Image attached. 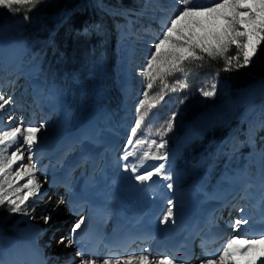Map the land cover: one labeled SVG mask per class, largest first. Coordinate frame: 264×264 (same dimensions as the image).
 Segmentation results:
<instances>
[{"label": "rangeland", "instance_id": "1", "mask_svg": "<svg viewBox=\"0 0 264 264\" xmlns=\"http://www.w3.org/2000/svg\"><path fill=\"white\" fill-rule=\"evenodd\" d=\"M56 2V0H42V2L33 8L31 11L32 14H39L45 6H51ZM193 2L197 5L210 6L215 3L216 0H193ZM180 5L177 3V0H136V8L137 12L132 17L133 19H128L120 30L117 32V37L113 43V55L115 66L112 70L113 78L115 80L114 88L110 90V104L118 109L115 111V114H123L124 112H129L127 115L128 120V131L129 135H131V128L135 126L136 117L142 116L143 119H147L149 124H151V129L157 132V129L170 117L172 113L175 112L176 115H185L183 111L186 109L192 110L196 108V111H201L198 117L193 120V124L184 125L176 117V115L172 118L173 127L178 129L179 131H184V136L181 134L177 137V135L172 136L169 139V133H164L163 136H159L157 134H149L142 132V128L138 129L137 135L133 136L132 146L130 149L122 150L120 156H124L127 152H134L137 150L136 147H140V151L137 152V156L140 157L143 152L146 150L149 153L155 155H167V159L165 160H151L145 159L143 160L144 164L149 163H157L160 162L165 164V167L168 171V174L172 172V180L171 182L174 184V188L176 187V179L181 181L185 178V185L183 184V188H187L191 184L198 183L201 187L200 200L203 196H205L208 192H212L214 185L217 183L218 179L222 180L224 174L230 172L231 168L236 170V167L243 168L245 162L251 160H255L256 158H263L262 166L256 170L254 168L253 177L256 175L261 176V191L262 198L261 203L264 202V175H262V171L264 170V142H261L257 145V147L250 152H245L244 154L238 151L240 144L238 143L240 133L235 138H226L222 143L216 145L215 152L210 153V164L204 163V158L195 163V164H186L184 161L180 160L176 164V160L179 158V152L182 153L183 145H184V137H198L199 133L202 129V125L209 122L212 115H215L221 108L223 107H235L242 100L248 99L251 96V91L245 90L244 87H238L235 91L236 94L233 93V89L231 84L226 79H223L221 76H213L208 78L202 86H200L196 92L192 93L189 88H180L176 83L177 80H184L183 74L179 72H173L171 75L164 76L163 83H161L160 77L163 75L159 71L161 67V63L164 60V57H159L158 60L153 61V65L151 68L148 67V61L151 59V54L153 51H157L153 46L158 42V37L162 35V28L164 25L170 23V18L177 13ZM5 8L0 7V20L5 19L6 15L4 14ZM6 11V10H5ZM22 17V16H21ZM18 18L14 21H9L7 23H3L0 26V39L6 40L8 42L12 41H25L27 45L26 54L23 55L22 63L27 67L36 66V70H39L40 61L36 58V50L34 48L33 43H28L25 39L19 37L23 32V26L25 22L33 24L36 20L35 17L32 19ZM182 24L184 22H181ZM127 37V39H124ZM131 49L133 55L129 60L127 57L129 50ZM160 52L166 51L165 47H162ZM130 64V66L128 65ZM5 70H11L5 69ZM148 71L156 76V80L153 81L154 87L152 89H146V85L148 83L149 77L144 75V73ZM36 75V74H35ZM90 78L85 76L81 78V80H76L77 77H69L66 78L63 83L55 84V82L43 83V93L45 97L50 101L52 98V88L51 85L55 86L59 93H64L68 102L70 99L71 107V116L73 118H77L79 115H86L87 111L93 108H99L100 111V123L99 129L109 128L111 131H118L119 123L112 124L111 119L115 116V114H111L110 117L107 116L106 111H113L114 107L104 108L99 103L100 96L106 94L104 89L102 90L99 87L98 78ZM62 79V76H61ZM102 79H100L101 81ZM123 80V81H122ZM127 80L131 81V86H127ZM216 83L217 90L215 94L211 97H205L201 94L200 89L205 85H209L212 82ZM71 81V82H70ZM29 81L23 78V74H17L15 70L13 72L4 71V73L0 74V96H3L5 99L11 98V101L8 105L5 106L4 110H0V127H7L13 124H20L23 122L24 124L28 121L25 117H23V112L21 108H18V102L15 100V97L18 95V90L21 86L28 85ZM74 83V84H73ZM121 83V85H119ZM76 85V86H75ZM167 85V87H165ZM61 86V87H60ZM72 89L78 90L77 93ZM175 89V90H173ZM73 91V92H72ZM145 91L148 92V96L145 97ZM112 92V93H111ZM74 93L73 96L70 95ZM162 95H158L161 94ZM69 95V96H68ZM14 96V98H13ZM119 97V99H118ZM97 98V100H96ZM145 100V104L141 106L140 101ZM183 100V103L181 101ZM149 105H152L149 107ZM157 106V108H156ZM137 108H140V112H137ZM161 110V113L158 112V116L154 113V110ZM79 113V114H77ZM59 114V112H58ZM58 116V115H57ZM57 116L54 120H48L46 117H43L38 123L34 124V127H38L40 124H44L45 127L40 129L37 133V137L47 134L50 139H54L56 137V132L59 130V125L57 126ZM60 116V115H59ZM118 116V115H117ZM264 112L257 111L253 116V121L255 124V131L258 139H261L260 134H258L264 124ZM9 117H12V120H9ZM119 117V116H118ZM162 117V118H160ZM176 118V121L173 122ZM47 119V122H44ZM38 119H36L37 121ZM32 121V120H30ZM32 124V122H30ZM115 125L116 127H114ZM26 126V125H24ZM177 126V127H176ZM172 127V128H173ZM98 129V130H99ZM150 135V136H149ZM142 139L144 142L142 144H135L136 139ZM167 140L175 141L176 145L172 146L167 143ZM155 141V144H152L149 147V144ZM243 141H245L246 146L249 149L253 146V142L250 139H247L246 136L243 137ZM116 143V140H114ZM163 143V148H158L156 145ZM145 144V145H144ZM68 146V145H67ZM66 146V147H67ZM143 146V148H141ZM34 154L35 158L38 162L40 159H45V154L38 153V145L35 144ZM173 147V149L171 148ZM25 148L27 146L25 145ZM15 150L14 148H10L8 152L5 154L6 156H11V152ZM24 153L25 159L22 161L24 164H29V161L26 159L28 153L21 149ZM68 152H71L72 149H68ZM158 152V153H157ZM20 153H18L19 155ZM218 155V156H217ZM255 158V159H254ZM222 160L221 168L219 176L215 177V173L218 171L217 167ZM48 161V160H47ZM44 160L45 164L42 167L38 166L37 169L33 171V182L40 186L39 191L33 189L35 195H27V189L22 186L27 183L28 177H23L20 180L15 179V168L16 165L12 166V171L9 172L8 169H5V172L8 174L7 178L12 180V191L15 190L17 185L21 186V192L16 193V197H21V194H25V204H28L29 201H32L30 207L27 210V214L17 212L16 220L13 221L12 227V236L11 237H0V259H3L6 264H11L10 258L8 255V246L11 241H19L22 242H31L32 239L29 237L30 233H34L33 238L36 239V247L42 248V255L45 254L50 264H78L79 258L76 256L75 249L68 247V239L70 237V230L73 224V221L69 222L68 211L66 207L61 209L59 203L64 202V198L58 195V199L53 198L52 189L50 190L49 186L46 184V172L48 171L47 166L51 164V162H47ZM47 162V163H46ZM257 165H258V161ZM65 163V162H64ZM171 166V167H170ZM259 166V165H258ZM172 169V170H171ZM171 170V171H170ZM23 171V169H21ZM164 171V170H162ZM252 176V174H250ZM2 178V177H0ZM227 179V178H226ZM226 179L222 181H227ZM225 183V182H223ZM5 189H8V184H4ZM261 191L259 195L261 194ZM221 198L224 196V193L220 194ZM38 197V198H37ZM259 197V196H258ZM10 198L12 196L10 195ZM60 201V202H58ZM58 202V203H57ZM220 203V201H219ZM260 203V204H261ZM217 205V204H216ZM23 208L24 205H21ZM216 208V206H214ZM258 210V209H257ZM253 211V214H258V211ZM231 214V213H230ZM215 214H213V217ZM50 217L48 222H45L44 217ZM222 225H226L227 221L224 219H219ZM68 223V231L66 235L63 236L61 230H64L67 227ZM228 225V224H227ZM228 227V226H226ZM226 236L232 233V229L227 228ZM40 232V234H38ZM62 237V238H61ZM47 239L49 242H52V246L49 247L47 245ZM228 239H226L227 241ZM63 241V243L61 242ZM147 242L143 243V245L138 248H133L131 251H127L120 257L124 255H133L135 253L144 252L143 248L146 247ZM46 249L45 253L43 251ZM257 251L250 254L251 256L259 255L263 251L260 248H256ZM139 251V252H138ZM218 251H222V246L218 249ZM52 253H54L52 255ZM199 255V253H197ZM50 255L52 258H50ZM161 256V258L165 255H157ZM106 256L102 257L100 260H103ZM13 260H18L22 262L17 253L13 254ZM154 259H158L156 256ZM203 258V257H202ZM202 258H195L196 264ZM160 259V260H161ZM198 259V260H197ZM12 260V259H11ZM46 263V264H47ZM177 264V263H176ZM180 264V263H178ZM199 264V263H198Z\"/></svg>", "mask_w": 264, "mask_h": 264}, {"label": "snow or ice", "instance_id": "2", "mask_svg": "<svg viewBox=\"0 0 264 264\" xmlns=\"http://www.w3.org/2000/svg\"><path fill=\"white\" fill-rule=\"evenodd\" d=\"M41 2L42 0H0V7L13 12L24 8L28 12ZM177 3L180 7L177 13L170 18V23L163 26L162 35L158 37V42L153 46L157 51L152 52L151 59L148 61V67L151 68L153 61L158 60L161 56L164 57L159 69L163 73L160 77L161 83H163L164 76L171 75L173 72H179L187 77V65L189 62H203L204 56L201 55L202 53H206L212 59L222 57L225 64L223 70L225 71H232L250 65L257 58L261 45H264V0H216L210 6L197 5L193 0H177ZM24 18L29 19L30 17L25 15ZM233 45L235 46V54L229 55V50ZM162 47H165L166 51L160 52L159 50ZM144 75L149 77L146 89H152L156 76L148 71ZM176 83L180 88L187 87L184 80H177ZM216 90L217 85L213 80L211 84L201 88L200 92L205 97H211ZM158 95H162V93ZM147 96L148 92L145 91V97ZM10 101L11 98L5 99L0 96V110H4ZM181 103H183V100ZM140 104L143 106L145 100H141ZM151 106L149 105V107ZM137 112H140V108H137ZM175 115L176 113L173 112L172 116L157 129L161 136L164 132L171 130L173 127L172 118ZM9 120L11 121L12 117H9ZM44 127V124H40L38 127L24 126L23 122L0 127V177H2L0 178V205L7 202L10 205L9 210L13 213L27 214L32 201L25 204L26 195L23 193L21 197H16V193L21 192V186L17 185L15 190L12 191L13 182L7 178L8 174L5 169L11 172L12 166L16 165L15 179L20 180L25 176L28 177L27 183L22 186L27 189V195L34 196L33 189L39 191L40 186L33 182V171L38 168L33 150L38 139L37 133ZM141 128L142 116L138 115L135 126L131 128V135L128 137L129 143L133 142V136H136L138 129ZM143 142L142 139L137 138L135 144H142ZM155 143V141H152L149 147ZM25 145L27 148H25ZM156 146L163 148L164 144L160 143ZM10 148L15 150L11 152V156H6L5 154ZM21 149L28 153L26 159L29 164L27 165L22 162L25 156ZM18 153L20 154L18 155ZM133 155L135 154L127 152L121 159L127 160L129 156ZM145 159L165 160L167 155H155L144 151L138 157L137 164ZM124 167L128 169L129 165L125 164ZM161 170L165 172L164 179L169 181L167 184L168 189H174V184L171 182L172 176L167 173L165 164L160 163L151 167L141 165L140 171H137V165L131 166L134 178L140 184L151 182L154 174L156 176L161 175ZM5 183L8 184V189H5ZM10 195L12 198H10ZM21 205H24V207L22 208ZM167 205V210L160 220L161 224L170 221L173 217V200L169 199ZM241 211L243 212V210ZM49 219L50 217H44L45 222H48ZM85 223L86 218L82 216L74 224L71 229L72 235L67 241L68 245L76 242L77 230L81 229ZM248 224V218L243 215L238 217L230 224L233 235L227 240L226 244L222 245V251L205 253L199 264H257L258 258L254 255L251 258L249 256L256 251L257 244L264 243V232H250L247 229ZM61 242L63 243V241ZM76 255L79 257L78 264H110V261L111 264H121V261L123 264H133V261L135 264H149L150 262V257L147 254L124 255L123 257L110 255L103 258L102 261L94 253L83 250L78 251ZM175 260V257L170 258L165 255L162 257L160 264H174ZM0 264H6V262L0 259ZM259 264H264V259H259Z\"/></svg>", "mask_w": 264, "mask_h": 264}, {"label": "trees", "instance_id": "3", "mask_svg": "<svg viewBox=\"0 0 264 264\" xmlns=\"http://www.w3.org/2000/svg\"><path fill=\"white\" fill-rule=\"evenodd\" d=\"M5 10L6 17L0 20V26L21 16L24 18L25 15L29 19L36 18L33 24L25 22L22 34L17 38L33 43L34 48L39 50L43 79L60 81L59 77L63 73L79 79L100 76L102 87L109 91L113 88V43L118 30L126 20L133 19L137 12L136 0H56L53 5L45 6L35 15L26 12L24 8L16 12ZM234 49L233 45L228 54L234 55ZM201 55L204 56L203 62H189L187 65V77L183 75L187 84L185 88L194 93L210 76H221L230 82L234 94L240 86L252 92L248 99L241 100L235 107H223L212 115L209 122L202 125L198 137H184L180 159L183 158L187 164L192 165L201 157L205 164H210V153L215 152L214 147L228 137H237L239 133L238 149L242 152L249 148L243 141L244 136L253 142V146L264 142V124L258 133L261 139H258L252 120L257 111L264 112V45H261L257 58L250 65L232 71L223 70L225 64L222 57L212 59L206 53ZM107 100L105 98L102 101ZM183 112L186 114L178 115V119L184 125H192L193 120L201 113L196 108ZM166 132L169 133V139L174 135L184 136V131L175 127ZM170 142L172 145L176 144L175 141ZM221 164L222 160L216 173L220 171ZM9 209L7 202L0 205V237L13 234L16 214Z\"/></svg>", "mask_w": 264, "mask_h": 264}, {"label": "bare ground", "instance_id": "4", "mask_svg": "<svg viewBox=\"0 0 264 264\" xmlns=\"http://www.w3.org/2000/svg\"><path fill=\"white\" fill-rule=\"evenodd\" d=\"M26 49H27V45L25 41L8 42L6 40L0 39V57H2V62L5 65V69L11 68V70L12 71L15 70L17 74H23V78L29 81V88L33 92V95L36 99V105L42 104L44 110L57 109L59 111L60 116L57 118V122H58L57 126L59 125L60 128L56 132V137L54 139H50L49 136L45 134L40 138H38L37 141L35 142V144H37L39 147L38 153H40L41 155L42 154L46 155L45 159L44 158L40 159V161L38 162V166L42 167L43 164H45L44 160L45 161L52 160V162L56 161L57 155L64 154L65 153L64 148H66V146L69 143L72 144L74 142L76 143L77 146L78 144L86 141L87 138L98 139L99 142L97 144L99 146L107 145L112 155L115 156L116 158V165L109 170V173L105 174V179L103 180V184L100 185V186L107 185L110 189H112V193L116 196L115 200H118L119 202L118 203L119 208L113 210V213L109 215L111 221L116 220L119 223L121 221H124L126 217H129L130 221L134 220V223L137 224L136 225L137 228L133 227V229L127 231L128 236H130L131 238H133L134 235H136L138 232H147L148 234H152L153 232H155L156 234V236L149 241V243L152 242V244L149 246L150 247L149 252L141 251L140 253H135L133 255L134 256L141 254L149 255L150 257L149 264H160L161 258L158 257L161 256H157V255H168L170 258L175 257L176 260L174 261V264L176 263L196 264L195 258H202L203 256L202 254L198 255L197 254L199 253L198 251H194V253H190L188 257L186 256L185 250L187 248V244L185 242L184 237L182 236V234H184L186 231L184 230L183 232H180V229L185 227L189 215L191 216L192 212L196 211L200 218L199 223H201L204 219H206L208 222V225H206V228L204 229V235L202 236V238L208 239L210 231L212 229L215 230L218 229V223H219L216 222L215 225L210 223V214H209L210 210L216 209L220 204H222V198L220 196L221 193H224V200H226L229 194L237 190L238 185H240L242 182H245L248 179V177H246L244 172H242V169L236 168V170L228 172L226 177L227 181L217 180V183L214 185L213 191L208 192L205 196L202 197L201 200L199 199L201 193V187L198 185V183H194L188 186L187 188H183L180 185V180L178 179L177 176V179L175 180L176 187L172 190H169L167 187L169 181L164 179L165 172L162 170H161V175L156 176L154 174L153 180L151 182L140 184L135 180L134 173L131 171V166L137 165V171H140L141 165L151 167L160 164L161 161L153 164L152 163L144 164L143 161H141L140 164H137V159H138L137 152L140 151V147H136L137 150H134L133 153L135 155L129 156L127 160L121 159L122 156H120L121 155L120 152L122 151L125 144V140L127 139L128 136L126 135L127 126L120 125L118 127L119 129L118 131L116 130L111 131L109 128L99 129V126L96 125L95 123L97 117L99 118L98 115L99 108H93L88 110L85 116L82 114L81 116L79 115L73 123L68 121L69 115L71 113L69 111V107H71V105L66 107V104H64L63 102L64 95L62 93H59L57 90L53 92L50 101L43 96L42 84L37 82L35 78L36 66L27 67L22 63L23 55L26 54L27 52ZM5 69L4 71H6ZM1 73L2 71H0V74ZM119 85H121V83ZM125 116H127V114ZM30 122H32V124H30ZM36 122L38 123V121L34 119L32 121H28L25 124L24 123L23 124L26 126L31 125L34 127V124ZM114 140H116V143L114 142ZM104 142H106L107 144H104ZM67 153L68 152H66L65 154ZM73 155L74 152L72 154V157ZM68 159L69 158H66L65 160L64 163L65 166L62 165L63 166L62 167L59 165L57 168L50 167L49 170L47 171L45 180L50 190L52 189L51 192L53 194L52 196L54 199H58V191H56L55 188V184L57 182L56 177L60 175L62 172H66L70 168L71 165ZM256 160L259 161L258 158H256ZM125 164L129 165L128 169H125L124 167ZM172 171L170 173L171 176L172 173H174ZM260 177L261 176L256 175L257 181L254 182L256 191H254L253 198L255 200L258 199L259 193L261 191L262 180L260 179ZM169 199H172L174 202L173 217L171 218L170 221L161 224L160 220L164 212L167 210L168 207L167 201ZM68 201L69 200H66L63 203H59L60 208L64 209V207L67 206ZM143 201L145 202L144 204H142ZM237 201L238 198H236L233 201V204H235ZM251 201H253V199ZM251 201H248L247 203L252 204ZM214 206H216V208H214ZM227 208H229V206ZM232 209L233 208H231L230 211ZM245 217L248 218L249 220L247 229L250 232H257V233L264 232V202L262 204L260 203L258 204L257 215H253V214L249 215L248 212ZM226 229H222L221 231L225 232ZM67 231H68V223H67V227L64 230H61L63 236L66 235ZM228 233H229L228 236L222 237V239L218 240L217 242L223 243L226 242V239L231 238L233 232L230 234V231H228ZM38 234H40V232ZM33 235H34L33 232L29 234V237L32 239L31 242H22L21 240L11 241L10 245L7 248V250L9 251L8 255L11 264H46L47 263L45 259L46 258L45 254L42 255V248L36 247V239L33 238ZM161 235L166 237L164 241L165 243L170 241L171 245H176L179 242V240L182 242L178 250L179 255L172 254L168 250V247L159 250L152 246L155 244L157 238ZM47 243L49 247L52 246V242H49L48 239H47ZM140 245L141 242L135 243L131 247V249L137 248V246L139 248ZM67 246L75 249L76 252L81 251L77 248L75 244L67 245ZM218 246H219L218 243L214 242V244H212L211 247L206 251L210 252L211 251L210 249H213V251L217 252V250L219 249ZM257 247L260 248L261 251H263L262 253H264V243L257 244L256 248ZM14 253H17V255H19L20 257L19 259L22 262H19L18 260H13L12 257ZM262 253L259 255H255L258 258L257 264H259V259H264V255H262ZM53 254L54 253H52V255ZM110 255L117 256L118 254L102 252L98 257L101 259L104 256H110ZM196 255H198V257H196ZM154 256H156L158 259L157 260L154 259L153 258ZM50 258H52L51 255ZM50 262L52 261L50 260ZM50 262L47 264H50ZM121 264H123L122 261ZM133 264H135L134 261Z\"/></svg>", "mask_w": 264, "mask_h": 264}]
</instances>
